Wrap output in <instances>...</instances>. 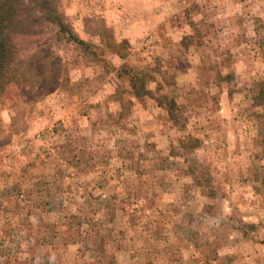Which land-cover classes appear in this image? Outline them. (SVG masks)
I'll list each match as a JSON object with an SVG mask.
<instances>
[{"label":"rangeland","instance_id":"374dc122","mask_svg":"<svg viewBox=\"0 0 264 264\" xmlns=\"http://www.w3.org/2000/svg\"><path fill=\"white\" fill-rule=\"evenodd\" d=\"M30 1L28 32L16 38L19 62L29 80H57L37 103L17 86L2 95L0 264L75 256L78 231L88 227L59 225L79 212L105 221L102 204L85 200L89 192L114 216L111 264H264V146L250 101L264 74V0H55L87 49ZM130 75L147 95L138 88V99L130 96ZM162 97L178 111L168 116ZM71 134L81 137V167L72 157L78 150L55 155L71 149ZM184 138L199 147L182 150ZM242 154L247 169L215 175V162ZM123 163H139L143 181ZM118 170L126 181L116 182Z\"/></svg>","mask_w":264,"mask_h":264},{"label":"trees","instance_id":"16d2710c","mask_svg":"<svg viewBox=\"0 0 264 264\" xmlns=\"http://www.w3.org/2000/svg\"><path fill=\"white\" fill-rule=\"evenodd\" d=\"M27 2L28 0H0V100H1L0 103H2V100H3L2 95L4 94V92L13 86L14 87L17 86V88L21 92V95H23L24 97L30 98L31 101L35 103L41 101L42 99H44V97L49 95V93L51 92L49 91L50 87L53 86V88H55V84L57 80V77L55 75H52L50 78L45 79L44 75L41 76L39 74H36V75L33 74L35 79L29 80L31 78L29 76L30 73L28 69H26L28 64L21 63L19 62V59H18L19 56H18V48L16 45V38L19 35L28 32L27 31L28 22L23 19V17L29 11ZM30 2L35 5L36 11L40 12V14L43 17L44 22H47L49 24H53L54 26H56L57 32H59V34L61 35L63 34L66 40L72 42V44L74 45H77L85 49L89 47L88 43H85L84 41L77 38L75 34H73L72 31L68 28V26L65 23L64 15L60 11V7L57 1L55 0H31ZM226 77H228V75H226ZM128 82L130 86L128 93L130 94V96L133 95L134 99H138L139 94H140L139 89H141V91L144 93V89H145V86H143L144 84H142L134 75H130ZM24 85L25 86L29 85L27 90L24 87ZM145 92H149V91H145ZM144 94L147 95V93H144ZM160 100L161 101H159L158 104L160 107H162L167 112L168 116H170L169 113L171 111H175V112L178 111V105L173 98L162 97V99ZM250 101L252 102V107L256 108L257 110L254 112V116L256 119L259 120L258 122L261 128V133H260L261 136H260L259 144L264 146V74L255 83L254 95L251 97ZM119 117L120 116H118V119ZM67 139H68L67 143L71 145L70 146L71 149H69L68 151H66L65 149H61L55 155L57 159L59 155V157H61V160H62V158H64L65 153L74 151L72 149L78 150L79 152L76 151V153H74L72 157L75 158L76 156H79L77 157V161H79L77 162V167H81L83 163L80 161H82L81 158L83 157V155L80 151V148L77 145V142L81 140V137L71 134V135H67ZM185 139L186 138L182 140V144L180 146L182 150L191 151L199 147L200 143L198 139H194L193 144L190 146H187V144L184 143ZM138 164L139 163H136L134 164L135 165L134 166L132 164L128 165L126 163H123L122 167L124 169L131 170L134 174L135 179L140 178V180L143 181V176L138 175V171L142 172L141 170L138 169V166H139ZM73 165H75V163L74 164L66 163L67 167L73 166ZM91 167L92 166H90V168ZM142 170L144 171L143 166H142ZM116 172L117 173L114 177L117 178L116 182L119 183L121 179H123L122 178L123 174L120 170ZM88 194L90 197H88L85 200H87V203L90 204V206L92 204H96V202L94 201L96 200L97 204L98 203L102 204L101 207L105 211H107V213L106 214L104 213V216H102V218H104L105 221L103 222V220H99L97 216H96L97 219L93 217L82 216L81 212H79V215L74 214V216L71 217V221H69V219L65 220L62 225H59V227L63 230H68V229H71L69 228V226H73L78 231L79 226L81 227L83 224L86 225L88 229H86L85 233H81V231L79 230L77 238L80 237L81 240H86V238L90 236L92 238V241L94 240L97 244L96 250H97V255H98L104 252L106 253V248H105L106 243L107 244L113 243L112 238L114 235V229L109 228V223L113 222L114 216L112 212L111 213L108 212V209H111V207L107 205L106 202L105 203L103 202V200L101 199L102 196L99 195L95 197L90 192ZM50 196L51 195L49 193L48 197ZM134 197H135L134 195L132 196V192L129 191L128 199L125 200V201H131L132 207L134 206L133 204ZM96 211H94L95 214H96ZM112 211H113V208H112ZM120 211L126 212V214L128 215V218L132 221L133 220L135 221V213H131L130 210H127L124 207H122ZM73 220H76V221L72 222ZM95 222H99V224L107 223V227H105V230L103 229V231H99L96 234L91 235L92 229L89 230V227L92 228ZM56 235L57 233H55V237ZM125 238L126 236L124 235V233L120 232L118 239L123 240Z\"/></svg>","mask_w":264,"mask_h":264},{"label":"crops","instance_id":"0c3cea01","mask_svg":"<svg viewBox=\"0 0 264 264\" xmlns=\"http://www.w3.org/2000/svg\"><path fill=\"white\" fill-rule=\"evenodd\" d=\"M229 145V144H228ZM231 149V147H230ZM236 153V152H234ZM240 157L243 158V154L242 156H239V157H234L231 161L228 160V161H223V160H218L217 162H215V169L216 171L214 172L215 175L217 177H220L221 180H225V179H229L228 178V175L230 174L229 172V169L231 170L232 172V175H235V169L233 167H238V168H241L243 169L244 167L247 169V166L248 164L245 166L243 165V160L240 159ZM183 168L184 165H183ZM243 173V172H242ZM187 175V174H186ZM184 173L181 174V176H185L187 177ZM177 179H175L174 183H176L177 181L179 182V176H176ZM239 179V178H238ZM244 178H242V181H243ZM238 183V182H237ZM182 186L184 187L185 184H182ZM71 227V226H69ZM68 228V227H67ZM87 240H81V238L79 237L76 242H75V245L76 244H81V249L79 248L77 250V254L75 256H73L71 258V256L69 254H62V253H58L56 254V257L54 259V262L52 264H111V263H114L115 261V253H112L111 251H108L106 250V253H102V254H98L97 255V244L96 242L93 240L91 241L87 246H85L83 244V242H86ZM121 242H123V244H125L128 240H127V237L123 240H119ZM122 244V243H121ZM108 247V244L106 243L105 245V248ZM123 247V246H122ZM118 249V248H116ZM87 250H91V251H96V252H93V254H88L87 253ZM119 253H123V254H126L128 253L127 252V249L126 248H119ZM70 258L73 260V262L70 261Z\"/></svg>","mask_w":264,"mask_h":264}]
</instances>
